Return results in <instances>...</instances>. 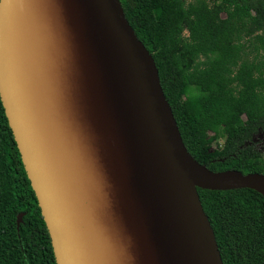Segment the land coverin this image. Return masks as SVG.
Masks as SVG:
<instances>
[{
    "label": "water",
    "instance_id": "1",
    "mask_svg": "<svg viewBox=\"0 0 264 264\" xmlns=\"http://www.w3.org/2000/svg\"><path fill=\"white\" fill-rule=\"evenodd\" d=\"M0 95L57 264H223L198 189L264 196L189 153L119 0H0Z\"/></svg>",
    "mask_w": 264,
    "mask_h": 264
},
{
    "label": "trees",
    "instance_id": "2",
    "mask_svg": "<svg viewBox=\"0 0 264 264\" xmlns=\"http://www.w3.org/2000/svg\"><path fill=\"white\" fill-rule=\"evenodd\" d=\"M119 1L195 161L216 173L264 174L254 142L264 132V0ZM198 192L223 264H264V196ZM0 264H57L1 95Z\"/></svg>",
    "mask_w": 264,
    "mask_h": 264
},
{
    "label": "rangeland",
    "instance_id": "3",
    "mask_svg": "<svg viewBox=\"0 0 264 264\" xmlns=\"http://www.w3.org/2000/svg\"><path fill=\"white\" fill-rule=\"evenodd\" d=\"M254 142L258 144L261 153L264 155V132L257 134L254 138Z\"/></svg>",
    "mask_w": 264,
    "mask_h": 264
}]
</instances>
